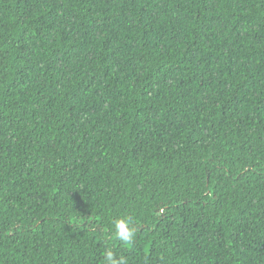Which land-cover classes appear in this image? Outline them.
Returning <instances> with one entry per match:
<instances>
[{
	"label": "trees",
	"instance_id": "16d2710c",
	"mask_svg": "<svg viewBox=\"0 0 264 264\" xmlns=\"http://www.w3.org/2000/svg\"><path fill=\"white\" fill-rule=\"evenodd\" d=\"M108 249L264 264V0H0V264Z\"/></svg>",
	"mask_w": 264,
	"mask_h": 264
},
{
	"label": "clouds",
	"instance_id": "9594fccd",
	"mask_svg": "<svg viewBox=\"0 0 264 264\" xmlns=\"http://www.w3.org/2000/svg\"><path fill=\"white\" fill-rule=\"evenodd\" d=\"M114 233L116 239L124 243H131L135 237V228L132 221L127 217H122L114 222ZM106 264H126L123 257L116 259L111 249L105 252Z\"/></svg>",
	"mask_w": 264,
	"mask_h": 264
}]
</instances>
